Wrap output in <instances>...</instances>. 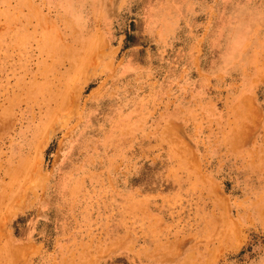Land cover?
<instances>
[{
  "label": "rangeland",
  "instance_id": "374dc122",
  "mask_svg": "<svg viewBox=\"0 0 264 264\" xmlns=\"http://www.w3.org/2000/svg\"><path fill=\"white\" fill-rule=\"evenodd\" d=\"M0 264H264V0H0Z\"/></svg>",
  "mask_w": 264,
  "mask_h": 264
}]
</instances>
